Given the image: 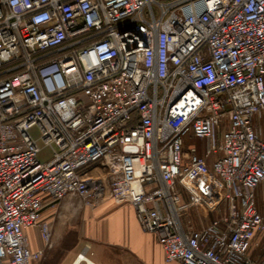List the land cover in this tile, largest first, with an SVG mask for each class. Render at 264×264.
Instances as JSON below:
<instances>
[{
	"label": "built area",
	"instance_id": "obj_1",
	"mask_svg": "<svg viewBox=\"0 0 264 264\" xmlns=\"http://www.w3.org/2000/svg\"><path fill=\"white\" fill-rule=\"evenodd\" d=\"M260 185L264 0H0V264L70 194L131 205L167 263L264 264Z\"/></svg>",
	"mask_w": 264,
	"mask_h": 264
},
{
	"label": "crops",
	"instance_id": "obj_2",
	"mask_svg": "<svg viewBox=\"0 0 264 264\" xmlns=\"http://www.w3.org/2000/svg\"><path fill=\"white\" fill-rule=\"evenodd\" d=\"M47 201L41 221L50 225V245L37 228L27 230L31 250L42 252L34 264H87L80 262L79 255L90 258L93 264H181L165 261L156 236L142 231L131 205L106 200L90 207L74 194L54 206ZM218 213L205 212L204 220L211 221ZM191 216L199 225V218Z\"/></svg>",
	"mask_w": 264,
	"mask_h": 264
},
{
	"label": "rangeland",
	"instance_id": "obj_3",
	"mask_svg": "<svg viewBox=\"0 0 264 264\" xmlns=\"http://www.w3.org/2000/svg\"><path fill=\"white\" fill-rule=\"evenodd\" d=\"M31 134L35 140H37L40 146L39 159L41 162H47L50 159L51 149L46 147L41 140V133L37 127L31 130ZM257 206L259 210L264 214V185H260L257 189ZM259 252L264 254V240L260 243ZM90 259V258H89ZM92 261V260H91Z\"/></svg>",
	"mask_w": 264,
	"mask_h": 264
},
{
	"label": "bare ground",
	"instance_id": "obj_4",
	"mask_svg": "<svg viewBox=\"0 0 264 264\" xmlns=\"http://www.w3.org/2000/svg\"><path fill=\"white\" fill-rule=\"evenodd\" d=\"M83 258V257H82ZM82 258H79V260L81 261Z\"/></svg>",
	"mask_w": 264,
	"mask_h": 264
}]
</instances>
